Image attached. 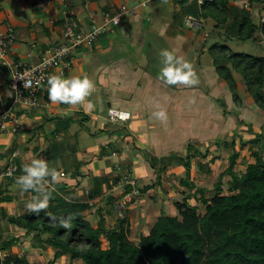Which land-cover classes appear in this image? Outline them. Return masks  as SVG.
Here are the masks:
<instances>
[{
    "label": "crops",
    "instance_id": "obj_1",
    "mask_svg": "<svg viewBox=\"0 0 264 264\" xmlns=\"http://www.w3.org/2000/svg\"><path fill=\"white\" fill-rule=\"evenodd\" d=\"M128 1L127 14L122 21L124 23L111 29L92 47L78 49L72 56L70 68L65 70L62 76H57V88L44 89L40 93L41 106L36 110H25L19 115L24 125L22 132L16 135H0V170L9 158L8 154L4 157L1 155L8 152L11 146L14 147L13 152L18 154L16 159L25 163L34 157L33 148L39 147L38 154L42 157L49 145H62L69 149V138L74 137L77 140L71 154L76 157L69 156V150L66 149L63 158H57L56 162L61 159L63 163L59 169H55L54 175L57 178L54 182H62L74 188L76 181L70 175L78 169L79 176L83 177L81 185L75 186V195L79 196L85 188L92 185V177L112 171L114 174H120L121 171L130 172L138 180H135L138 186L151 185L155 172L149 168L144 157L161 159L163 156L176 154L177 149L173 150V146L175 148L180 142L183 144L185 139L198 141L197 149L200 151L208 148L206 159L210 160L211 149H214L213 144H218L219 137L222 139L235 134L242 138L240 132L230 134L236 127L247 132L250 137L248 140L252 139L255 133L264 137V116L252 105L251 99L246 98L245 89L241 92L239 74L233 72L238 96L242 100L239 107L234 106L222 81H219L221 84L216 82L214 87L217 83L219 87H215L213 93H210L215 95L217 89L228 93V104L232 103L239 115L237 119L231 116V112H228L227 118H223L217 106L216 113L215 107L214 110L211 109V102L207 97H201L206 102L201 99L199 102L196 97L202 94L201 91L193 89L195 94L191 96V92L185 93L191 89L187 90L188 87L184 83L173 87L163 82L161 73L168 72V69L172 71L171 68L161 65V61H164V51L169 52L171 48L172 52L176 53V57L172 55L174 61L179 55L181 59L178 60L188 59L192 55V49L199 50L196 49V40L189 38L191 34L181 33L183 22L177 21L174 24L170 20L173 14L179 13L181 0H167L166 6L170 9L168 11L162 8L164 0H151L145 6H142V3L147 0ZM184 1L185 4L190 3V0ZM12 2L17 4L16 1ZM40 2L43 4L41 8L37 6ZM20 4L21 7L17 4L18 8L26 13V18H22L25 20L22 28L23 31L26 30L20 39L15 35L12 53L25 66L37 64L45 49L63 41L62 19L66 13L72 14L79 26L86 29L91 20L99 22L103 15L124 6L119 0H21ZM0 9L3 10L2 5ZM10 11L13 15L11 9ZM153 13L163 16L164 20L152 21L150 17ZM4 18L5 14L0 13V22ZM50 20L55 22L50 25ZM127 20L133 24L131 28L126 26ZM8 28L14 31L12 26L5 27ZM154 36L159 40L157 43L153 41ZM201 36L203 38L202 34ZM201 36L196 35L197 38ZM165 40L167 43H164ZM131 47L134 50L129 54L126 50ZM139 49H146L152 58L148 57V54H140ZM162 51L163 55L160 54ZM198 52V58L195 60L201 68L205 71L213 70L207 48ZM9 77V73L0 66V97L4 100L10 95ZM109 108L128 112L130 119L125 123H110L107 120ZM257 113L262 118H258ZM191 118H194L195 122H188ZM227 119L228 125L226 122L225 127L228 132L221 134L218 129L223 126V120ZM56 121L60 122L59 133L54 132ZM248 124L252 126V134L248 132ZM261 150L264 157V142L261 144ZM125 152H130V156L125 155ZM78 163L81 164L79 167ZM61 173L63 177L58 176ZM0 187L12 197L10 203L4 204L8 214L20 213L35 206L30 204L29 195L22 192L18 184L1 180ZM161 187L166 189L165 186L158 185L156 191L149 189L146 195L160 191ZM116 188L114 187L113 191L106 190L105 194H113L121 201L127 198V195L122 196L121 192L114 193L117 192ZM156 198L158 196H152L151 200ZM103 204L100 202L101 206ZM7 229L10 239L26 236L21 229L11 226ZM36 250L42 252V249ZM49 250L52 251L50 248Z\"/></svg>",
    "mask_w": 264,
    "mask_h": 264
},
{
    "label": "trees",
    "instance_id": "obj_2",
    "mask_svg": "<svg viewBox=\"0 0 264 264\" xmlns=\"http://www.w3.org/2000/svg\"><path fill=\"white\" fill-rule=\"evenodd\" d=\"M179 2L182 17L214 21L212 36H217L224 43L215 42L207 51L213 70L225 84L232 102L238 107L242 103L233 76L235 72L242 77L245 93L264 116V57L233 52L225 44L226 41L250 40L257 33L264 40V0H213L200 8L195 2ZM238 2H244L247 6H240ZM255 12H258L256 16ZM22 112L25 110H18L17 115ZM59 125L60 122L56 121L55 133L60 132ZM247 126L252 134V126ZM263 142L262 134L255 133L247 141L234 134L228 140L222 137L221 142L213 144L209 162L202 164L198 161L196 164L199 173L210 172L208 164L219 159L221 147L230 150V154L227 167L219 174L211 197H207L206 190L198 188L190 178L191 161L206 159L208 148L202 153L188 145L185 158L176 154L166 159L146 157L149 168L156 174L157 184L136 185L137 195L143 197L149 189H156L160 185V174L171 167L170 164L184 168L185 178L179 179L178 186L187 194L183 202L176 203L177 216L159 215L147 235L139 236L136 244L129 241L126 207L124 218L119 219L115 205L121 201L113 194H105L106 190L113 191L114 187H118L120 174L112 171L92 177V185L77 196L75 186L81 185L83 178L79 176L78 169L71 173V178L76 181L72 188L71 185L54 182L57 178L55 170L48 168V164H55L57 158H63L68 147L49 145L42 157L38 154L39 147H35L32 150L34 157L28 162L15 158L16 176L6 179L11 184H18L20 190L29 195L30 204L35 206L20 213L8 214L4 204L10 203L12 197L0 187V252L4 255L0 258V264H34L25 256L11 254L17 239L9 238V226L23 230L30 237L31 248L52 250L53 258L45 264H56L64 256L69 258L68 264L79 260L82 264H264ZM238 143L240 148L249 146L250 157L254 160L240 173L234 170L239 156L235 150ZM13 150L11 146L1 157L7 154L9 157ZM61 159L59 162L63 163ZM80 165L78 163L77 167ZM28 174L32 177H21ZM225 175L230 178L228 195L222 194L221 181ZM119 189L122 196L133 191L131 186ZM192 197H197L203 214H198L197 206L187 204ZM100 202L104 203L103 206ZM87 213L89 215L86 216ZM113 216L117 220L108 227L105 217Z\"/></svg>",
    "mask_w": 264,
    "mask_h": 264
},
{
    "label": "rangeland",
    "instance_id": "obj_3",
    "mask_svg": "<svg viewBox=\"0 0 264 264\" xmlns=\"http://www.w3.org/2000/svg\"><path fill=\"white\" fill-rule=\"evenodd\" d=\"M12 1H16L18 6L21 7L20 1L21 0H8V1H0V8L1 5L3 7V10L0 9V13H4L5 14V18L1 20L0 22V27L2 30L5 29V27H8L9 25L12 26L14 28V34L17 36L18 39L21 38L22 34L24 33L23 28H22V23L25 22L24 19L22 18H18L12 15L11 11H10V3ZM5 2V3H4ZM128 0H119V3L124 5L125 7L128 6ZM166 2L167 0H164L163 4H162V8L165 10H170L167 6H166ZM191 2V0H190ZM237 4H239L240 6H244L246 7L247 5H245L244 2H238ZM78 7V5H76V8ZM256 14H258V12L254 13V16H256ZM7 18V19H6ZM152 21L154 20H164L163 16H160L158 14L153 13L152 16L150 17ZM182 16L181 14L177 13L176 15L173 14L172 18L170 19L172 23H177V21L179 23L183 22V27L181 28V33L183 34H191L192 36H187L190 39L196 40L195 45H196V49L199 50H191V56L190 58H184L182 60H178L181 59V56L179 55L178 59H175L173 61V56L176 57V53L172 52V49H169L168 51H164V61H161V65L163 66H167L168 68H171V70L173 71H169L168 72H163L162 77L164 79V83L166 85H170V86H178L181 83H184L185 86H187V90L185 93H190L191 96H193V94H195V91L193 89L199 90L201 91V95H197L196 98H198L199 102L200 99L203 102L204 101V97H207V100L210 101L211 103V109L214 110V107L216 109H218V112L221 114L222 112V117H228V111L231 112V116L234 117L235 119H237V117H239V115H237V113L235 112V108L233 107L232 103L229 105L228 104V93H225L224 91L217 89V91L215 92L216 94H210L213 93V91L215 90V87L218 86V83L221 82V80L217 77V75L215 74V72L213 70L207 69L206 71L203 70L201 67V65L195 60V58H198V56H196L197 54H199L198 51H200V49H208V47H210L211 45H213L215 42L219 43V44H223L224 41L220 38H218L217 36H212V30L214 29V21L212 19H203V27L199 30H189L185 27V23H184V18L182 20ZM255 19V18H254ZM256 21V19H255ZM124 23V22H122ZM121 23V24H122ZM126 23V26L128 27H132V23H130L128 20ZM156 23V22H155ZM157 24V23H156ZM120 26V25H119ZM171 31V30H170ZM29 32V30H28ZM136 32V31H135ZM199 32V33H198ZM156 34V33H155ZM203 35V38L201 36V38H197L196 35ZM158 36V34H156ZM24 36H26L24 34ZM206 36V37H205ZM25 39V38H22ZM132 41V40H131ZM150 41V37L148 36V42ZM153 41L154 43H157L159 40L156 39V37H153ZM136 43V42H134ZM164 43H167V40L164 41ZM138 44V42H137ZM225 44L227 46L230 47V49L233 52H239V53H244V54H249V55H254V56H262L264 57V40L260 37V35L257 33L253 38H251L250 40L241 42V41H237V40H233L232 42H228L226 41ZM134 46V45H133ZM137 46V45H135ZM134 50L132 47L130 49H127L126 51L130 54V52ZM164 50H168V49H164ZM140 54H148V57L152 58V55L147 53L146 49H139ZM151 53V52H150ZM161 55H163V51L160 53ZM173 55V56H172ZM168 57H170L171 59H168ZM168 59V60H167ZM173 61V63H172ZM153 68V66L151 67ZM150 69V68H149ZM240 76V75H239ZM179 78V79H178ZM214 78V79H213ZM239 86L242 88V91L244 90V84L242 81V77H239ZM181 80V81H180ZM183 80V82H182ZM220 81V82H219ZM217 83V86L214 87V85ZM221 84V83H220ZM219 87V86H218ZM186 89V88H185ZM206 95V96H204ZM214 95V96H213ZM203 97V99L201 98ZM246 98H249L248 96ZM250 99V98H249ZM212 103H215V105H213ZM209 104V103H208ZM234 104V103H233ZM253 106H255L252 103ZM235 106V104H234ZM217 109H216V113H217ZM223 111L225 112L223 114ZM258 114V113H257ZM261 115L258 114V118H260ZM262 118V116H261ZM188 120V119H187ZM218 120V117H217ZM188 122H195L194 118H191L190 120H188ZM219 122V121H218ZM227 122L228 125V119L223 120V126L218 129V132L221 134H223L225 131L228 132V129H226L227 127H225V123ZM234 122V120H233ZM231 124V122H230ZM233 128H235V124H233ZM225 127V129H224ZM234 132H237V134L239 133V135L242 137L241 140L242 141H246L248 140L250 137L247 134V132H245V130H240L236 127V130H232L230 134H233ZM184 134V132H183ZM219 135V134H218ZM228 135V134H227ZM77 138L71 137L69 138V156L72 157H76V155H72L71 151L74 150V143L76 142ZM224 140V139H223ZM225 140H228V136L225 137ZM238 140V139H237ZM222 139L219 137V142H221ZM198 141L195 140H188L185 139L184 143L182 144L181 142L177 145H175V148L173 146V150H176V155L178 154V156H180L181 158H185L186 157V148L188 145L191 146V148L197 149L198 147ZM71 145V146H70ZM172 146H170L171 148ZM206 146H204L205 148ZM211 147V146H209ZM235 150L238 152L239 156L237 158V164L234 168L235 172L240 173L243 172V170L245 169L246 165L249 163H253V159L250 157V151H249V146H246L244 148H240L239 143L236 144L235 146ZM205 149H201V152L203 153ZM213 152L214 149H211ZM171 152V149L170 151ZM220 154H219V159L216 160L214 163L212 164H208L209 168H210V172L209 173H199L198 172V168L196 166L198 161H201L202 164L208 163L209 159H193L191 161V171H190V178L193 180L194 184L198 187V188H204L206 190V196L207 197H211L214 194V186L215 184L219 181V174L226 169L227 167V158L228 155L230 154V150H227L225 148L220 149ZM173 154V153H172ZM125 155H129L130 156V152H125ZM128 156V157H129ZM145 156L144 159H146ZM153 157V156H152ZM156 158V157H155ZM163 159H166L165 156L162 157ZM159 159V158H158ZM146 161V160H145ZM145 163V162H144ZM147 163V161H146ZM62 165L61 162H56V164H48V168H50L51 170H55V169H59L60 166ZM171 167L167 168L166 171L162 174H160V182L158 184H160L161 186H165L166 189H164V187H161L162 189H160V191L158 192H154V193H148L145 196H140L137 195L136 193H131L130 195L127 196V198L125 197L121 202H123L125 204L126 207V212H127V216H128V222H129V228H130V235H129V241L133 242V243H137L139 236L141 235H147V233L149 232V229L151 228L152 224L155 222V220L159 217V215L161 214H165L168 216H177V210H176V203H181L183 202L187 191H185L182 187L178 186V181L179 179H183L185 178L184 176V168L182 166L176 165V164H170ZM63 167V166H62ZM72 175V174H71ZM70 175V176H71ZM132 176V174H131ZM132 178H134L132 176ZM157 177H155V174L152 176V184H157L155 182H157ZM135 179V178H134ZM137 182L138 180L135 179ZM230 178L229 176L225 175L222 178V194L223 195H228V182H229ZM117 192H114L116 194H119L121 192V190L117 187L116 188ZM155 190V189H154ZM156 191V190H155ZM193 190L191 191V194H193ZM157 193V194H156ZM115 194V195H116ZM151 194V196H149ZM153 194V195H152ZM152 196H158V198L151 200ZM187 204L190 206H197L198 207V214H203V207L201 206L200 202L198 201L197 197H192L187 201ZM89 215L88 213L86 214V216ZM118 217V216H116ZM116 217H112V218H108L105 217L106 220V225L108 227L113 226V224L116 222ZM120 218V217H118ZM121 219V218H120ZM23 236V235H22ZM17 243L15 244V246L13 247V249H11V254H13V256H25V258L30 262V263H34V264H45L47 261L51 260L53 258V254L50 252L49 248L42 250V252H39L36 249H33L30 247V239L26 236L24 237H19V239H17ZM103 246L106 247V243L105 241H103ZM3 253L0 252V258H3ZM69 263V258L67 256H64L62 258H60L59 260H57L56 264H68ZM74 264H82L81 261H75L73 262Z\"/></svg>",
    "mask_w": 264,
    "mask_h": 264
},
{
    "label": "built area",
    "instance_id": "obj_4",
    "mask_svg": "<svg viewBox=\"0 0 264 264\" xmlns=\"http://www.w3.org/2000/svg\"><path fill=\"white\" fill-rule=\"evenodd\" d=\"M5 1V0H3ZM151 0L142 3L145 6ZM200 8L201 6L213 2V0H191ZM38 7H43L40 2ZM127 14L125 6L118 7L115 11L107 13L101 17L99 22L90 21L88 28H81L78 22L70 13H66L63 22V41L53 47L45 49L35 65L25 66L20 63L12 53L15 44V34L11 28L2 30L0 27V66L9 73L8 90L9 98L4 100L0 97V135H16L22 132L24 125L17 115L18 110H36L41 106L40 93L44 89L57 88V76H62L64 71L69 69L72 63L73 54L80 48L92 47L103 35L109 33L111 29L119 26ZM264 21V20H263ZM55 21L50 20L52 25ZM185 27L189 30H199L203 27V19L187 16L184 19ZM79 98L78 96L76 97ZM6 101V102H5ZM130 119V114L126 111L109 108L107 110V120L110 123H125ZM18 157L13 152L8 160L5 169L0 170V181L11 179L16 176L17 165L15 158ZM121 181L118 188L131 186L135 189L136 181L130 172H119ZM63 177V174H60ZM22 178H31L32 175H22ZM130 193V194H131ZM128 196V194H127ZM117 216L124 218L125 204L117 202L115 205ZM119 218V219H120Z\"/></svg>",
    "mask_w": 264,
    "mask_h": 264
},
{
    "label": "water",
    "instance_id": "obj_5",
    "mask_svg": "<svg viewBox=\"0 0 264 264\" xmlns=\"http://www.w3.org/2000/svg\"><path fill=\"white\" fill-rule=\"evenodd\" d=\"M10 9L13 12V15L18 18H26V13L23 10H20L15 2L10 4Z\"/></svg>",
    "mask_w": 264,
    "mask_h": 264
}]
</instances>
